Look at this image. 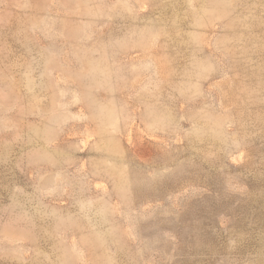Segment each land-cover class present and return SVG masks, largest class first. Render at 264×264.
<instances>
[{
	"label": "rangeland",
	"instance_id": "1",
	"mask_svg": "<svg viewBox=\"0 0 264 264\" xmlns=\"http://www.w3.org/2000/svg\"><path fill=\"white\" fill-rule=\"evenodd\" d=\"M0 264H264V0H0Z\"/></svg>",
	"mask_w": 264,
	"mask_h": 264
}]
</instances>
